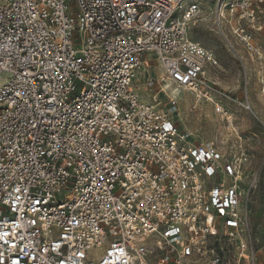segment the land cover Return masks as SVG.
<instances>
[{
    "label": "built area",
    "instance_id": "obj_1",
    "mask_svg": "<svg viewBox=\"0 0 264 264\" xmlns=\"http://www.w3.org/2000/svg\"><path fill=\"white\" fill-rule=\"evenodd\" d=\"M207 10L247 76L264 0H0V264H259L243 138L180 121L217 86Z\"/></svg>",
    "mask_w": 264,
    "mask_h": 264
},
{
    "label": "rangeland",
    "instance_id": "obj_2",
    "mask_svg": "<svg viewBox=\"0 0 264 264\" xmlns=\"http://www.w3.org/2000/svg\"><path fill=\"white\" fill-rule=\"evenodd\" d=\"M208 13L207 10L202 14V19L191 24V36L194 41L212 51L219 61L220 66L208 73V79L212 78L217 86L206 96L214 99L215 103H220L230 117L218 114L216 105L206 100L198 102L197 108L191 110L196 101L191 94H183L180 110L183 111L184 118L180 117V120L182 126L186 127L199 143L214 142L222 145L227 139L235 141L238 136L243 138L251 155L246 175H259L257 188L251 197L250 224L253 248L258 255L259 264H264V96H256L255 88L251 85L250 91L249 87L247 89L246 72L241 62L229 51L222 34L213 26ZM239 52L248 63V55L241 49ZM262 53L263 60L257 61V66L248 70L250 79L259 78V72L264 74V48ZM142 83H145L144 79ZM248 104L250 109L246 107ZM243 186H246V183Z\"/></svg>",
    "mask_w": 264,
    "mask_h": 264
},
{
    "label": "crops",
    "instance_id": "obj_3",
    "mask_svg": "<svg viewBox=\"0 0 264 264\" xmlns=\"http://www.w3.org/2000/svg\"><path fill=\"white\" fill-rule=\"evenodd\" d=\"M251 68V67H250ZM250 68H248V70L250 69ZM252 69V68H251ZM248 70H247V76H246V79H245V84L247 85L246 87H247V89H248V87H249V91H250V85L251 86H253V88H255L254 90H255V92H256V96H264V93H262V88H263V85L262 84H260V82H259V78H256V79H252V77H251V79H250V77H249V74H248ZM260 73V72H259ZM261 74V73H260ZM255 83V84H254ZM248 91V90H247ZM261 97V98H262ZM251 101V100H250Z\"/></svg>",
    "mask_w": 264,
    "mask_h": 264
},
{
    "label": "bare ground",
    "instance_id": "obj_4",
    "mask_svg": "<svg viewBox=\"0 0 264 264\" xmlns=\"http://www.w3.org/2000/svg\"><path fill=\"white\" fill-rule=\"evenodd\" d=\"M204 20V19H203ZM239 51H240V49H239ZM209 73V72H208ZM208 73H207V78H208ZM207 102H210L211 104H215V101H214V99H212L211 97H209V96H207ZM188 103H189V101H188ZM217 104V103H216ZM186 105V104H185ZM197 105H198V102H196L195 103V105L193 106V107H191V110H195L196 108H197ZM187 108V107H186ZM247 109H249V108H247ZM226 116L229 118L230 116H228V114H226ZM180 117H182V119L184 118V114H183V111H181L180 110ZM230 120V119H229ZM181 121V120H180ZM231 122V121H230ZM231 127H233V125L231 124ZM185 129L186 130H188L186 127H185ZM189 131V130H188ZM190 132V131H189ZM191 133V132H190Z\"/></svg>",
    "mask_w": 264,
    "mask_h": 264
}]
</instances>
